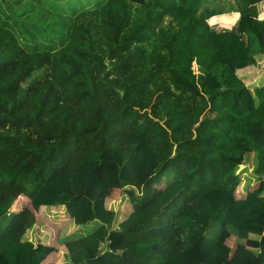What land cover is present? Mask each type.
<instances>
[{
  "label": "trees",
  "instance_id": "16d2710c",
  "mask_svg": "<svg viewBox=\"0 0 264 264\" xmlns=\"http://www.w3.org/2000/svg\"><path fill=\"white\" fill-rule=\"evenodd\" d=\"M88 2L0 0V264H226L225 231L229 264H264L254 0ZM41 219L59 245L26 236Z\"/></svg>",
  "mask_w": 264,
  "mask_h": 264
},
{
  "label": "crops",
  "instance_id": "0c3cea01",
  "mask_svg": "<svg viewBox=\"0 0 264 264\" xmlns=\"http://www.w3.org/2000/svg\"><path fill=\"white\" fill-rule=\"evenodd\" d=\"M250 14L254 15V16H258L259 18H264V0H254L253 10H252V12H250ZM237 18H238V15L235 14L232 16H221L216 21H218L221 25H223L224 22L220 21V19H223V21H226V22H227V20H228V22H231L233 19V22L228 23V26H229L230 24H233L237 20ZM260 66L261 67L250 66L248 68H244L242 70H246V71L243 74H240V71H242V70H240L239 75L243 79H245V82L250 81L249 83H253V84L257 83L258 78L261 77L262 75H264V66H262V65H260ZM261 68H263L262 71H259ZM254 163H255V155L253 154L251 164L254 165ZM242 185H245V181H244V183H241L236 188V191H235L236 198L237 197L242 198L247 194V190H244L243 192L238 193V190ZM117 193L118 192H116L114 195H117ZM57 228L62 229V226H57ZM26 236L29 237L30 239H33V241L35 243H37L39 241L46 240V242L51 244V245H56V246L59 245V243H58L59 235L57 233L55 234V231H51L48 228H46L45 225L42 223V219L36 220V223L34 224V226L26 232ZM260 237L261 236H257L255 234H252L251 235L252 239L248 241V245H250L254 248H257L259 245ZM222 241L225 244H227L228 246H230L233 251H235L236 249L239 248V247H237L238 245H237L235 236L228 231L224 232ZM229 256H228V258H229ZM53 259H54V255H53V257H50L49 260L47 262H45L44 264H47L48 262L54 261ZM230 261H231V258H230V260H227L226 264L231 263Z\"/></svg>",
  "mask_w": 264,
  "mask_h": 264
},
{
  "label": "rangeland",
  "instance_id": "374dc122",
  "mask_svg": "<svg viewBox=\"0 0 264 264\" xmlns=\"http://www.w3.org/2000/svg\"><path fill=\"white\" fill-rule=\"evenodd\" d=\"M87 1H89V0H75V3H79V2H87ZM92 3H93V0H90ZM65 2V1H64ZM70 2V1H69ZM69 2H66V7L68 6V4H69ZM91 2H88V3H83V4H85V5H80V7H82V8H86V7H90L92 4H91ZM68 8V7H67ZM251 10H253V9H251ZM251 12V11H250ZM220 21H222V22H224L223 23V25H225V26H228V23H231V22H233V19H232V21L231 22H228V20H227V22L226 21H223V19H220ZM218 22V21H217ZM260 64L262 65V66H264V56L263 57H261V60H260ZM262 69L263 68H261L259 71H262ZM246 70H242V71H240V74H243L244 72H245ZM250 81H246V83H247V85L249 86V87H251L252 88V90H253V93H254V96H255V98H256V100H257V102H260V101H262L263 99H264V94H263V92L261 91V87H263L264 86V75H262L261 77H259L258 78V82L257 83H249ZM256 82V81H255ZM253 84V85H252ZM252 158H253V154H248L247 155V157H244V160L242 161V162H240L238 165H239V167H240V169L241 168H244V166L245 165H248L249 163H251L252 162ZM243 176H244V178L247 176V174H243ZM248 178L249 177H252L253 179H251V181H247V178L244 180L245 181V185H242L240 188H239V190H238V193H240V192H243L244 190H248L250 187H251V185H254V186H256V184H258L259 185V183H260V181L261 180H258V179H256L257 178V176H247ZM244 181H243V183H244ZM166 182H167V178H166ZM252 183V184H251ZM164 184H165V180H157L156 181V185L157 186H164ZM117 191H113V193L115 194ZM119 196H120V192H119ZM112 199H113V197H112ZM114 201H115V204L117 203V201L115 200V199H113ZM43 215L45 216V217H51V215H53V213L51 212V211H46V212H44L43 213ZM69 220V222H65V221H63V222H61V225L63 226V228L64 229H66V228H68L69 229V233H74V234H72V236L73 237H78V236H81V235H83V234H81V233H84V234H87V233H90L91 231H93L96 227H97V225L99 224L97 221H95V222H92V223H88V224H85V225H78V224H76V223H73V222H71V220L70 219H68ZM237 249L235 250V251H232V253L230 254V256H229V258H228V260H230V258L231 259H235L236 258V256H237ZM234 255V256H233Z\"/></svg>",
  "mask_w": 264,
  "mask_h": 264
},
{
  "label": "water",
  "instance_id": "95a60500",
  "mask_svg": "<svg viewBox=\"0 0 264 264\" xmlns=\"http://www.w3.org/2000/svg\"><path fill=\"white\" fill-rule=\"evenodd\" d=\"M263 177H264V174H263Z\"/></svg>",
  "mask_w": 264,
  "mask_h": 264
}]
</instances>
